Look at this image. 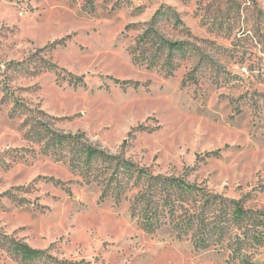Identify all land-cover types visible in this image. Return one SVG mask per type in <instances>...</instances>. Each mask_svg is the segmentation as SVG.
Here are the masks:
<instances>
[{
	"label": "rangeland",
	"instance_id": "374dc122",
	"mask_svg": "<svg viewBox=\"0 0 264 264\" xmlns=\"http://www.w3.org/2000/svg\"><path fill=\"white\" fill-rule=\"evenodd\" d=\"M149 175L232 234L133 211ZM0 264H264V0H0Z\"/></svg>",
	"mask_w": 264,
	"mask_h": 264
},
{
	"label": "trees",
	"instance_id": "16d2710c",
	"mask_svg": "<svg viewBox=\"0 0 264 264\" xmlns=\"http://www.w3.org/2000/svg\"><path fill=\"white\" fill-rule=\"evenodd\" d=\"M85 159L88 160L92 171L94 163L91 161L94 156ZM98 161L100 166L94 168V172L104 170L110 176V180L115 177L113 176L115 171L135 173L129 169L128 165L131 164L111 155L101 154ZM142 179H145L146 185L132 204V210L137 211L139 215L142 208L151 215L155 224H166L170 221L174 225L177 221H183V232H178L180 236L193 234L199 238L212 239L223 232H232L230 229H233V212H236L235 209L238 207L236 202V206H233V200L229 201L219 195L204 192L190 193L177 186L172 179L161 175H149ZM135 180L140 182L139 176ZM113 183L108 182L110 185ZM251 219L253 216H245L246 228L251 227L248 224ZM237 239L243 240L239 237Z\"/></svg>",
	"mask_w": 264,
	"mask_h": 264
},
{
	"label": "built area",
	"instance_id": "2783aa9c",
	"mask_svg": "<svg viewBox=\"0 0 264 264\" xmlns=\"http://www.w3.org/2000/svg\"><path fill=\"white\" fill-rule=\"evenodd\" d=\"M244 70L246 71V70H247V68H244Z\"/></svg>",
	"mask_w": 264,
	"mask_h": 264
}]
</instances>
